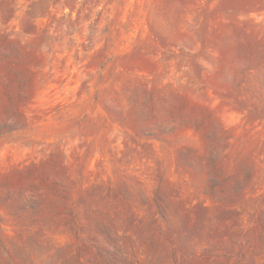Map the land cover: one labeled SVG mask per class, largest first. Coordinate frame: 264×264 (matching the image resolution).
<instances>
[{"label":"rangeland","instance_id":"obj_1","mask_svg":"<svg viewBox=\"0 0 264 264\" xmlns=\"http://www.w3.org/2000/svg\"><path fill=\"white\" fill-rule=\"evenodd\" d=\"M0 264H264V0H0Z\"/></svg>","mask_w":264,"mask_h":264}]
</instances>
